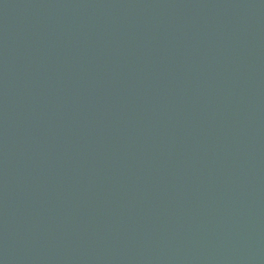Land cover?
<instances>
[{
	"label": "water",
	"instance_id": "95a60500",
	"mask_svg": "<svg viewBox=\"0 0 264 264\" xmlns=\"http://www.w3.org/2000/svg\"><path fill=\"white\" fill-rule=\"evenodd\" d=\"M0 264H264V0H0Z\"/></svg>",
	"mask_w": 264,
	"mask_h": 264
}]
</instances>
